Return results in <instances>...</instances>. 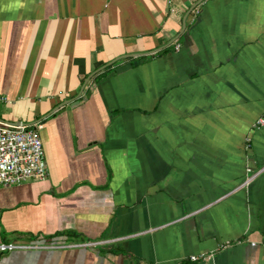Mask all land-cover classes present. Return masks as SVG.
Segmentation results:
<instances>
[{
	"label": "crops",
	"instance_id": "crops-1",
	"mask_svg": "<svg viewBox=\"0 0 264 264\" xmlns=\"http://www.w3.org/2000/svg\"><path fill=\"white\" fill-rule=\"evenodd\" d=\"M0 97L47 165L0 242H107L0 264H264V0H0Z\"/></svg>",
	"mask_w": 264,
	"mask_h": 264
},
{
	"label": "built area",
	"instance_id": "built-area-1",
	"mask_svg": "<svg viewBox=\"0 0 264 264\" xmlns=\"http://www.w3.org/2000/svg\"><path fill=\"white\" fill-rule=\"evenodd\" d=\"M179 45L175 50L179 49ZM0 101H6L0 97ZM264 126V113L255 121L254 128ZM38 123L32 125L11 124L0 120V187L17 186L32 180H42L47 176V165L43 144L39 134ZM264 169L259 171L247 170V177L243 186L248 185ZM107 242L82 243L75 245H48V244H13L0 242V255L5 252L23 250H52L73 247H95ZM240 243V242H239ZM229 244L224 243L221 249ZM251 246H256L251 243ZM205 254L189 257L191 262L205 261Z\"/></svg>",
	"mask_w": 264,
	"mask_h": 264
},
{
	"label": "water",
	"instance_id": "water-1",
	"mask_svg": "<svg viewBox=\"0 0 264 264\" xmlns=\"http://www.w3.org/2000/svg\"><path fill=\"white\" fill-rule=\"evenodd\" d=\"M20 124H23V123H20Z\"/></svg>",
	"mask_w": 264,
	"mask_h": 264
}]
</instances>
